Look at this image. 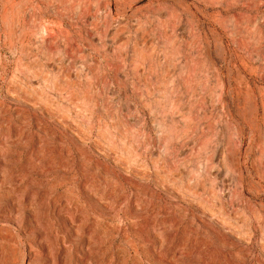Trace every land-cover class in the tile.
I'll return each mask as SVG.
<instances>
[{
  "label": "rangeland",
  "instance_id": "374dc122",
  "mask_svg": "<svg viewBox=\"0 0 264 264\" xmlns=\"http://www.w3.org/2000/svg\"><path fill=\"white\" fill-rule=\"evenodd\" d=\"M0 264H264V0H0Z\"/></svg>",
  "mask_w": 264,
  "mask_h": 264
}]
</instances>
